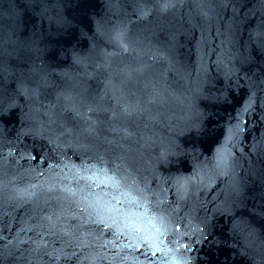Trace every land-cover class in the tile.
<instances>
[{
  "label": "snow or ice",
  "instance_id": "6c2138e0",
  "mask_svg": "<svg viewBox=\"0 0 264 264\" xmlns=\"http://www.w3.org/2000/svg\"><path fill=\"white\" fill-rule=\"evenodd\" d=\"M35 2L39 10L30 30L26 24L20 33L23 40L13 39L14 28L0 31V176L8 175L17 157L44 159L48 149L61 159L63 150L70 149L89 163L69 173L63 165L47 180L25 188L0 180V264H94L107 258L100 250L123 264L124 248L146 264H153L160 251H177V264H188L197 245L211 248L218 235L226 240L225 228L254 238L260 217L264 232V168L251 160L256 156L264 163V133L246 150L247 167L237 165L228 148L250 125L264 129V67L259 74L242 68L251 60L249 44L264 52V0H255L251 8L244 7L247 0H132L130 15L138 24L152 25L147 37L133 34L127 13L110 21L107 13L120 3L106 0L105 16L87 20L93 35L86 47L83 42L73 46L80 23L74 13L94 0ZM66 4L73 5L72 13ZM181 41L196 53L205 42L214 43L219 51L209 69L214 64L216 74L205 71L201 60L193 78L178 58ZM13 60L20 67L10 66ZM172 101L178 112L167 106ZM225 107L228 125L217 127L223 117L216 118V110ZM159 128L168 135L157 163L198 159V148L207 152L211 148L206 145L215 144L211 171L226 178L222 195L207 204L197 200L181 206L185 215L179 220L155 170L144 175L134 167L142 150L156 145ZM25 141L40 147L29 151ZM178 163L187 171L185 160ZM53 167L49 164V171ZM198 175L194 171L167 185L174 188L177 204L190 200L197 185L208 186L203 177L197 181ZM254 192L261 200L258 208L249 202ZM146 219L148 227L143 226Z\"/></svg>",
  "mask_w": 264,
  "mask_h": 264
},
{
  "label": "water",
  "instance_id": "95a60500",
  "mask_svg": "<svg viewBox=\"0 0 264 264\" xmlns=\"http://www.w3.org/2000/svg\"><path fill=\"white\" fill-rule=\"evenodd\" d=\"M132 0H119L120 7L118 9H113L112 12H108V19L112 22L116 21L117 15L121 18H125V14L128 15V19L132 21L130 27L132 28L133 34H141L145 37L149 35V30L152 28L151 24H138L136 22L135 16L130 15ZM255 0H247V3L244 5L245 8H251ZM106 0H94V3L87 5L86 7H81L77 12L74 13L76 19L80 21L77 24V37L76 41L73 42V46L80 47V42H83V45L86 47L88 42V37L92 36V31H89V28L86 26L87 20L93 17H104L106 8L104 7ZM65 7L72 13L73 5L66 4ZM39 10V5L33 0L30 4L28 0H0V31L9 32L15 29V35L13 39L23 40L25 37L20 33L25 31V25L29 26L30 30V21L34 16L35 12ZM242 15V14H241ZM259 16V12L255 14ZM198 19V17H197ZM155 20V17H153ZM256 26V19L252 18L251 27ZM249 25H245V32L243 36L240 37L241 46L244 45V37L247 36V29ZM83 31L86 33L85 36H80L79 33ZM212 34H215V28L212 29ZM196 37L199 38V32L195 33ZM211 37H209V40ZM103 44V41H100ZM182 48L179 52L178 58L182 64L186 66V70L190 71L191 76L194 78L197 75V72L200 68V62H204V70L211 71L213 74H216V66L212 64L211 69H209V64L212 61L216 60V53L219 51L216 48V45L213 43L211 46L209 43L205 42L201 45V50L199 53L193 51V48L190 47L189 43L186 41H181ZM196 41L191 42L194 47ZM232 51H240V49H230ZM192 53L189 56V53ZM248 55L251 57V60L242 65V68L245 71L251 69V72L259 74L261 67H264V52H261L253 44L248 45ZM13 68L20 67L15 60L12 61L10 65ZM223 80L222 75L220 76ZM176 87L179 88V83L176 84ZM168 107L175 109L178 112L175 101H172ZM223 117L222 120L217 119V127L226 128L228 125L229 111L227 107L224 110H216V118ZM255 125V122H253ZM264 133V129L259 127H253L250 125L246 128L245 133H242L239 140L235 143H230L228 145L229 151L232 152V158L235 163L242 167H247L249 165V154L246 151L250 149L255 140L259 139L261 134ZM168 135L166 128H159L156 130V145L154 147H148L142 150V153L136 157L134 160V167H136L142 174L148 175L152 169L155 170V175L160 177V187L163 188V195L166 200L170 202L172 208L177 209L172 215L177 220L180 217L185 215V211L182 210L181 206L188 207L197 200L204 201L206 204L212 201L217 194L222 195V189L226 183V178L214 176L211 167L210 160L212 153L216 148L215 144L206 145L210 147L211 150L204 152L199 148L197 149L198 159H193L190 157H173L169 158L165 163H157L155 157L159 155L161 141ZM247 135L248 139L245 140L244 136ZM29 151H32L33 148L39 149V145H32L30 141L23 142ZM23 151V148L20 149ZM64 158L61 159L59 155L52 152L51 149H48L44 159H19L17 157L18 163L13 161L15 167H9L7 176H0V180L11 181L9 187L16 186L19 188H25L29 184L43 182L47 180L53 172H60L63 165H68V167L63 168L64 173H69L70 169L73 167H79L82 163H89V161L84 160L78 153H74L70 149L63 150ZM15 155V154H14ZM241 158L243 160L241 161ZM179 159H183L186 162L187 171L184 170V166H181L178 163ZM252 161H255L256 165L261 168H264V163H261L256 156L251 157ZM49 164L54 165L53 169L49 171ZM35 169V171H32ZM148 170L147 172L145 170ZM194 171H199L200 175L196 177L197 181L201 180L203 177V183L207 184V187H199L197 185L195 188L191 189L194 194L191 195V199L185 198V200L180 201L179 204L176 203V196L174 194V188L170 191L167 185H171L172 181L182 177H188L193 174ZM39 172L41 175L37 176L36 173ZM243 175V173H240ZM70 178V177H69ZM151 181V176H149ZM251 182V179H250ZM259 181L257 180V184ZM150 186L153 188L156 187L153 182ZM253 195L256 197L253 201L252 197H249V202L253 204L254 207L258 208L261 204L259 198V193L254 192ZM136 211L135 208L132 209ZM209 211L211 209L209 208ZM151 212V208H150ZM199 213L203 214V209H199ZM147 215V214H146ZM224 221L221 219L220 224H223ZM220 224L217 225L218 231L220 230ZM261 218L257 217V224L255 227V237L246 238L242 234H229L228 230L223 229L227 239H223L221 236H216L213 242V246L209 248L205 246L203 249L199 245L196 246V251L192 252L188 256V264H264V232L260 230ZM144 227H148L147 219L144 222ZM110 237V234H109ZM122 243V242H119ZM165 246L169 249L175 250L176 246L171 244L170 241L165 242ZM220 251H217V249ZM117 251H121L117 249ZM246 253V254H245ZM100 255L107 257L103 260H97L94 264H119V262H114L110 257L111 253L100 250ZM121 255L126 257L123 261V264H136V261H139L140 264H146L142 256H137L136 252L129 248H124L121 251ZM188 254H185L187 256ZM135 257V260H133ZM153 264H177V261L181 259V255L177 251H160L158 254L152 258Z\"/></svg>",
  "mask_w": 264,
  "mask_h": 264
}]
</instances>
